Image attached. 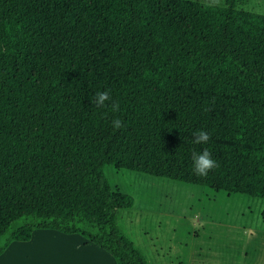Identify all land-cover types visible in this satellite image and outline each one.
<instances>
[{"label":"trees","instance_id":"16d2710c","mask_svg":"<svg viewBox=\"0 0 264 264\" xmlns=\"http://www.w3.org/2000/svg\"><path fill=\"white\" fill-rule=\"evenodd\" d=\"M105 90L119 112L92 102ZM204 148L219 168L198 177ZM106 164L264 198V14L236 0H0V254L54 229L147 264Z\"/></svg>","mask_w":264,"mask_h":264},{"label":"crops","instance_id":"0c3cea01","mask_svg":"<svg viewBox=\"0 0 264 264\" xmlns=\"http://www.w3.org/2000/svg\"><path fill=\"white\" fill-rule=\"evenodd\" d=\"M110 188L116 191L111 186ZM207 189L211 190L208 195L214 197L249 196L210 187ZM202 191L206 192V190ZM258 198L264 200V198ZM263 209L264 205L260 209V215ZM227 210V217L218 222L225 229L210 235L207 240L202 235L197 236L195 241L198 243L190 240L193 236L191 234L172 236L168 234L166 228L157 235L156 233L148 234L146 242L137 241L136 243L133 240L134 237L119 225L118 216L117 223L135 248L144 255L147 264H264V219L262 216L254 220L250 216L247 221L236 226L234 219L230 222V209L227 208ZM202 239L209 241L206 250L201 246ZM0 264H116V261L106 250L80 234L64 233L54 229H34L28 241L9 243L0 254Z\"/></svg>","mask_w":264,"mask_h":264},{"label":"rangeland","instance_id":"374dc122","mask_svg":"<svg viewBox=\"0 0 264 264\" xmlns=\"http://www.w3.org/2000/svg\"><path fill=\"white\" fill-rule=\"evenodd\" d=\"M201 1L214 4L225 2V0ZM236 1L238 7L264 14V0ZM103 172L114 190L133 198V205L119 210L117 216L119 225L134 237L136 243L146 242L148 234L157 235L163 232L164 228L172 236L191 234L193 236L190 240L195 241L197 236L202 235L207 240L210 235L225 229L219 223L221 219L223 221V218L227 217V208L230 209V222L234 219L236 226L247 221L250 216L253 220L261 218L260 209L264 205V200L258 197L245 195L214 197L208 195L211 190L207 187L121 169L109 164L103 166ZM204 239L201 246L206 250L209 241Z\"/></svg>","mask_w":264,"mask_h":264},{"label":"clouds","instance_id":"9594fccd","mask_svg":"<svg viewBox=\"0 0 264 264\" xmlns=\"http://www.w3.org/2000/svg\"><path fill=\"white\" fill-rule=\"evenodd\" d=\"M92 102L97 107H105L106 105H110L113 112L120 111L119 103L112 99L111 93L107 90L98 91L95 94ZM111 123L114 130H119L124 127L123 121L119 118L113 119ZM192 135V143L194 144H207L211 139L210 133L203 129H197ZM192 163V171L198 177H205L210 171L219 168V163L213 158L212 153L207 148H204L200 152L193 151Z\"/></svg>","mask_w":264,"mask_h":264}]
</instances>
